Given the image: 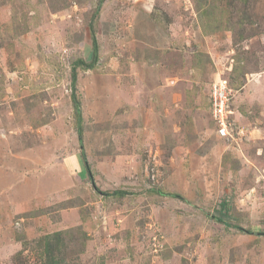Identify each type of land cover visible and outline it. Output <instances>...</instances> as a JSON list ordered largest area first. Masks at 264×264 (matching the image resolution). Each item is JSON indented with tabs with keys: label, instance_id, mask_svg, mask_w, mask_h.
Listing matches in <instances>:
<instances>
[{
	"label": "rangeland",
	"instance_id": "1",
	"mask_svg": "<svg viewBox=\"0 0 264 264\" xmlns=\"http://www.w3.org/2000/svg\"><path fill=\"white\" fill-rule=\"evenodd\" d=\"M98 1L0 0V264H264V0Z\"/></svg>",
	"mask_w": 264,
	"mask_h": 264
},
{
	"label": "trees",
	"instance_id": "2",
	"mask_svg": "<svg viewBox=\"0 0 264 264\" xmlns=\"http://www.w3.org/2000/svg\"><path fill=\"white\" fill-rule=\"evenodd\" d=\"M104 2V0H99L98 1V7L95 10V13L98 14L100 13V5ZM95 17V16H94ZM90 30H91V38H92V53L93 57L90 61L85 60L84 58H77L75 61L72 63V102H73V107L75 111V116H76V128L79 134V138L82 141V136H83V127H84V120H83V112H82V102L80 100L79 95L77 94V81H78V69H93L97 66V63L100 58V44L98 41V38L96 37V33L94 30V24H90ZM87 168V166H86ZM88 170V169H87ZM90 172V171H89ZM92 179V177H91ZM160 194L165 193L164 191L157 190ZM130 193L127 190H118L114 191L113 193H109L115 196H124ZM165 194H170L173 196H179V194L175 193H165ZM224 208L227 207V203H223ZM229 208L224 212L222 209L217 211L213 215V217L218 221L222 222L225 224H230L229 219L231 218L229 215ZM237 226V225H236ZM238 227V226H237ZM63 235L62 231L55 232L53 236H46L43 237L44 239V249H42V252L45 254L46 264H54V263H60L62 259L57 258V254L61 251L60 246L63 244L61 237ZM54 259V261H53Z\"/></svg>",
	"mask_w": 264,
	"mask_h": 264
},
{
	"label": "built area",
	"instance_id": "3",
	"mask_svg": "<svg viewBox=\"0 0 264 264\" xmlns=\"http://www.w3.org/2000/svg\"><path fill=\"white\" fill-rule=\"evenodd\" d=\"M235 89L230 81L218 74L210 95L212 118L216 126V133L220 137L229 138L233 136L234 125L231 120V100Z\"/></svg>",
	"mask_w": 264,
	"mask_h": 264
},
{
	"label": "crops",
	"instance_id": "4",
	"mask_svg": "<svg viewBox=\"0 0 264 264\" xmlns=\"http://www.w3.org/2000/svg\"><path fill=\"white\" fill-rule=\"evenodd\" d=\"M0 142H1V143L4 142L3 139H1V137H0ZM37 164H38V162L35 163V166H36ZM32 167H33V166H30L28 169H30V168L32 169ZM30 172H31V170H30ZM35 172H36V171H34L33 174H35Z\"/></svg>",
	"mask_w": 264,
	"mask_h": 264
}]
</instances>
